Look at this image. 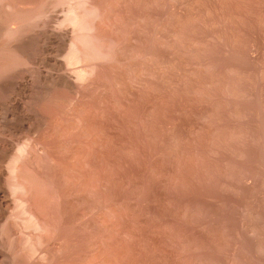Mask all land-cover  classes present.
Returning <instances> with one entry per match:
<instances>
[{"label":"rangeland","instance_id":"obj_1","mask_svg":"<svg viewBox=\"0 0 264 264\" xmlns=\"http://www.w3.org/2000/svg\"><path fill=\"white\" fill-rule=\"evenodd\" d=\"M0 264H264V0H0Z\"/></svg>","mask_w":264,"mask_h":264},{"label":"bare ground","instance_id":"obj_2","mask_svg":"<svg viewBox=\"0 0 264 264\" xmlns=\"http://www.w3.org/2000/svg\"><path fill=\"white\" fill-rule=\"evenodd\" d=\"M71 79H72V78H71ZM68 83H69V82H68ZM68 83H67V84H68Z\"/></svg>","mask_w":264,"mask_h":264}]
</instances>
